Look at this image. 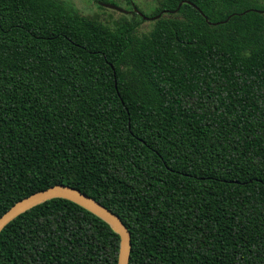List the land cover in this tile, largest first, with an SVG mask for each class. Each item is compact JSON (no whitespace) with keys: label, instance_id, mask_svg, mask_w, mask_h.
<instances>
[{"label":"trees","instance_id":"16d2710c","mask_svg":"<svg viewBox=\"0 0 264 264\" xmlns=\"http://www.w3.org/2000/svg\"><path fill=\"white\" fill-rule=\"evenodd\" d=\"M124 1L0 0V218L64 184L122 219L130 264H264V0H153L148 29ZM120 242L53 199L0 264H118Z\"/></svg>","mask_w":264,"mask_h":264},{"label":"water","instance_id":"95a60500","mask_svg":"<svg viewBox=\"0 0 264 264\" xmlns=\"http://www.w3.org/2000/svg\"><path fill=\"white\" fill-rule=\"evenodd\" d=\"M101 5L105 8L121 13H128L122 7L114 4L102 2ZM140 15L145 21H151L161 17V15L157 17H147L142 13H140ZM53 199H64L73 202L106 222L120 236L121 239L118 264H130L132 235L122 219L94 198L84 194L78 189L64 184H58L46 190L39 191L14 204L0 218V235L6 227L18 217Z\"/></svg>","mask_w":264,"mask_h":264},{"label":"rangeland","instance_id":"374dc122","mask_svg":"<svg viewBox=\"0 0 264 264\" xmlns=\"http://www.w3.org/2000/svg\"><path fill=\"white\" fill-rule=\"evenodd\" d=\"M70 2L81 14L86 16L99 15L101 20H105V18L112 16L113 20L119 19V13L115 10L105 11L99 9L96 3L93 0H66ZM140 4H142L143 14L147 17H150L154 14V2L153 0H139ZM110 4L117 5L122 7L125 10H129V6L125 3L124 0H114L111 2H106ZM147 29L151 26V21H146L144 25Z\"/></svg>","mask_w":264,"mask_h":264}]
</instances>
